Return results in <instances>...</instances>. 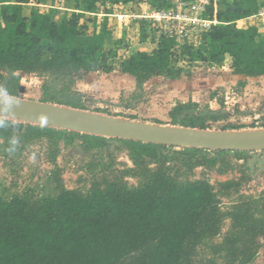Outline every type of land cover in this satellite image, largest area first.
Returning <instances> with one entry per match:
<instances>
[{"label":"trees","instance_id":"trees-1","mask_svg":"<svg viewBox=\"0 0 264 264\" xmlns=\"http://www.w3.org/2000/svg\"><path fill=\"white\" fill-rule=\"evenodd\" d=\"M30 1L10 0L0 5V85L19 98L16 73L33 74L45 79L41 103L87 111L80 104L82 95L73 87L75 80L90 73L106 75L114 70L111 61L117 59V49L107 47L110 32L106 21L96 24L93 20L92 31L86 33L87 27L80 26L82 13L74 12L60 21L54 9L47 13L33 9L24 16L23 6ZM134 1L74 0L77 10L81 3L82 12L89 14H94L98 5ZM146 1L162 10L168 9L172 0ZM263 7L264 0H223L214 14L218 24L202 34V52L187 45L176 48L174 40L163 35L151 52L129 46L118 72L134 79L131 96L135 103L143 98V85L154 78L180 81L188 77L180 62L188 65L197 59L218 68L228 57L233 75L264 76V34L254 26L240 28L236 24L256 16ZM206 15L213 16L211 5L206 7ZM237 85L243 87L244 83ZM222 107V101L218 110L191 101L178 102L169 114L168 126L212 130L210 124L226 119ZM92 113L107 116L100 110ZM259 129H264V124ZM220 130L240 131L242 127L225 126ZM36 132L127 143L149 150L155 166L133 190L111 171L105 189L95 186L86 196L60 188L53 196L38 200L20 196L0 200V264H216L201 255L202 247L219 236L225 218L231 219V230L245 235L241 253H253L262 247L264 219L253 218L249 206L244 205L239 212H223L206 182L181 186L172 182L177 171L172 163L179 160L174 147L75 134L11 120L0 127V139L20 147ZM181 149L190 152L196 163L206 155L248 153Z\"/></svg>","mask_w":264,"mask_h":264},{"label":"rangeland","instance_id":"rangeland-1","mask_svg":"<svg viewBox=\"0 0 264 264\" xmlns=\"http://www.w3.org/2000/svg\"><path fill=\"white\" fill-rule=\"evenodd\" d=\"M57 3L63 5L62 8H76L75 2L72 4L71 0H57ZM36 4L43 6L36 7ZM44 4L48 6L46 0H31L23 6V14L28 15L33 9L47 13L50 9ZM148 5L146 0H135L115 12L145 14ZM107 12L112 13V10L102 5L97 7L95 14ZM259 12L262 16L239 23L238 27L243 28L249 23L264 32V10ZM63 14L70 13L64 10L58 12V21ZM95 18H83L80 26L91 27ZM125 27V34L129 37L123 43L112 37L107 46L120 50L137 35L142 37L145 34L150 39L156 31L153 25L136 19H130ZM204 48V44L198 42L193 49L202 52ZM121 59L122 56L111 61L114 70L110 74L94 73L88 80H75L73 91L82 95L80 104L86 107L85 112L100 110L107 116H118L119 119L125 120L128 117L139 123H165L164 126H168L169 114L178 102L191 101L218 110L222 101L226 119L210 124L212 131H221L225 126L252 131L259 130L264 124L261 120L264 113L257 116L261 109L254 111L241 105L239 97L242 86L229 87L225 83L224 79L228 76L226 70H208L207 65L197 59L188 65L179 63L188 74V77L184 76L180 81L154 79L145 83L143 98L136 104L131 96L135 87L132 91L121 90H130V76L125 77L118 72ZM16 75L19 77L18 97L40 102L43 99L45 79L20 72ZM175 151L179 160L172 163L177 170L172 175V182L178 186L206 182L212 194L220 201L223 212H239L247 205L253 218L264 219V151L206 155L201 163H196L190 152L181 148H175ZM254 154L260 162L253 160ZM154 166L149 150L127 143L109 144L89 138L78 139L59 132H36L20 147L0 139V200L8 201L13 196L38 200L53 196L60 188L86 196L95 186L104 190L111 171L121 178L127 188L133 190L147 179ZM231 224V219L223 220L219 236L203 245L201 255L215 260L216 264H264V241H261L262 247L257 251L250 253V250H246L241 253L244 251L241 250L244 243L241 238L245 235L231 230Z\"/></svg>","mask_w":264,"mask_h":264},{"label":"water","instance_id":"water-1","mask_svg":"<svg viewBox=\"0 0 264 264\" xmlns=\"http://www.w3.org/2000/svg\"><path fill=\"white\" fill-rule=\"evenodd\" d=\"M17 99L19 103L11 113L0 118L76 134L150 145L207 151L249 153L264 151V129L212 131L153 125L64 108L39 101ZM253 160L260 162L259 157L255 154Z\"/></svg>","mask_w":264,"mask_h":264},{"label":"built area","instance_id":"built-area-1","mask_svg":"<svg viewBox=\"0 0 264 264\" xmlns=\"http://www.w3.org/2000/svg\"><path fill=\"white\" fill-rule=\"evenodd\" d=\"M223 0H172L171 6L168 9L156 10L149 5L146 7L147 12L140 15H129L122 12H115L116 9H121L128 4H118L110 5L105 4L104 7L111 12L105 14H90L91 17H96V24L106 21L107 29L115 31L119 30L120 34L124 31L125 25L129 23L130 19H136L145 22V24L153 25L155 27V41L158 40L159 36L163 35L170 37L174 40L176 48L179 46H190L192 48L196 47L198 42H202V34L207 31L210 26L217 25L214 14L217 6ZM211 5L213 9V16L210 18L206 15V7ZM102 6V5H98ZM148 10H151L149 13ZM254 16H252L253 18ZM251 18V17H250ZM109 19L114 22L110 25ZM81 24V21H80ZM238 24V21L236 22ZM238 26V25H237ZM255 27V26H254ZM92 27L87 29L85 32L90 33ZM258 32H261L258 29ZM145 36V39L149 40V37Z\"/></svg>","mask_w":264,"mask_h":264},{"label":"crops","instance_id":"crops-1","mask_svg":"<svg viewBox=\"0 0 264 264\" xmlns=\"http://www.w3.org/2000/svg\"><path fill=\"white\" fill-rule=\"evenodd\" d=\"M9 1L10 0H0V5L1 4H7V3H9ZM46 1L48 2V6L46 4H44V6L47 7V9L58 10V12L64 10V11H67L70 13L67 15L63 14L62 17H65V16L69 17L74 12L82 13L83 17L80 20L82 22L83 18H87V17L91 16L89 13H83L82 12L81 3H79V9L77 10L76 8H70V9L69 8L68 9L62 8L63 5L60 6L57 3V0H46ZM73 2H74V0H71L72 4H73ZM35 6L41 7L43 5L42 4H36ZM261 10H264V7ZM38 12H40V11H38ZM40 13H43V12H40ZM23 15L26 17L29 16V14L28 15L23 14ZM260 16H262L261 12H259L258 16H254L253 18L251 17V18H247V19H243V20L238 21V24L239 23H246L247 21H250L254 18L257 19V17H260ZM62 17H61V19H62ZM104 21H108V20L104 19ZM261 21H262V19H261ZM109 22L111 25L114 21L112 19H109ZM247 26H252V24L248 23L243 28H246ZM89 28L90 27H88L87 29H89ZM126 30H127V27L124 28V31L121 34H120L118 29H116L115 31H112L111 29H109L108 31L110 32V38L116 37L117 42L123 43L124 39H127L129 37L128 35L125 34ZM154 38H155V33L151 34V38L149 40H147L145 38L142 39V37L140 35H137L136 38H132L131 42H129L128 45H126L125 47H122L120 50H117V57L122 56L121 60H124L128 55L127 49L129 46H132L141 52L153 51L156 48V41ZM127 42H128V40H127ZM107 47L114 48L113 46H107ZM230 64H231L230 58L227 57L225 59L223 66L218 67V68H216V67L210 68L207 66V69L208 70H226L228 73V76L225 77L224 81H225V83H228L229 87H235L238 82H243L244 86L242 87V93H240L241 95L239 97L241 105L248 107L250 109H253L254 111L257 109H261V112L257 113V116L259 114H263L264 113V76L257 77V78H246L243 76L233 75L231 73ZM92 74H94V73H90L86 77H84L85 80H88ZM122 76L129 77L127 75H122ZM128 79H129L128 83L130 84V90H125L124 88H122L121 90L132 91V89L135 87V82H134L133 78L129 77ZM154 79H161V78H154ZM154 79H152V80H154ZM216 82H218V81H216ZM222 83H223V81H222ZM155 124H157V123H155ZM162 124L165 125V123H162Z\"/></svg>","mask_w":264,"mask_h":264},{"label":"clouds","instance_id":"clouds-1","mask_svg":"<svg viewBox=\"0 0 264 264\" xmlns=\"http://www.w3.org/2000/svg\"><path fill=\"white\" fill-rule=\"evenodd\" d=\"M17 97L4 85H0V117L7 116L18 105ZM7 125V120L0 118V127Z\"/></svg>","mask_w":264,"mask_h":264}]
</instances>
